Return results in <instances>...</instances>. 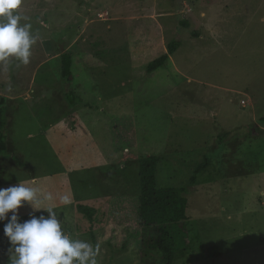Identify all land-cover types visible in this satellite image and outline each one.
Segmentation results:
<instances>
[{
	"label": "rangeland",
	"instance_id": "obj_1",
	"mask_svg": "<svg viewBox=\"0 0 264 264\" xmlns=\"http://www.w3.org/2000/svg\"><path fill=\"white\" fill-rule=\"evenodd\" d=\"M18 12L36 43L27 64L0 62V188L50 193L41 207L98 247L97 264H142L138 158L159 155L160 184L188 199L187 247L172 264H264V0H23ZM74 38L67 83L58 53ZM32 212L21 207V221Z\"/></svg>",
	"mask_w": 264,
	"mask_h": 264
},
{
	"label": "clouds",
	"instance_id": "obj_2",
	"mask_svg": "<svg viewBox=\"0 0 264 264\" xmlns=\"http://www.w3.org/2000/svg\"><path fill=\"white\" fill-rule=\"evenodd\" d=\"M23 0H0V62L15 58L23 64L29 62L31 48L36 43L32 24L27 15L18 9ZM50 193L41 195L37 187L23 184L0 188V222L10 248V264H97L98 247L72 239L63 231L62 222L52 207H41L44 200H51ZM64 204L70 203L67 198ZM25 204L33 213L21 221L19 209ZM11 213V215H9Z\"/></svg>",
	"mask_w": 264,
	"mask_h": 264
},
{
	"label": "trees",
	"instance_id": "obj_3",
	"mask_svg": "<svg viewBox=\"0 0 264 264\" xmlns=\"http://www.w3.org/2000/svg\"><path fill=\"white\" fill-rule=\"evenodd\" d=\"M179 40H172L167 44V50L147 66V71L151 72L161 67L169 56L179 47ZM61 61V77L67 83H71L74 78L72 73L73 56L68 51L59 54ZM66 98L71 105H75L79 99L70 90L66 93ZM5 97L0 98V153L7 151L5 127L7 123ZM264 121V117L261 118ZM13 159L17 165L23 163L17 156ZM161 157L159 155H144L138 158V221L141 228V241L139 256L142 264H157L158 260L165 264L174 263L182 257L186 251L188 238L187 224V194L185 186H175L170 183L160 184L158 179V165ZM210 159L204 155L202 161L197 163L193 173L189 177L190 185H196L200 174L207 168ZM77 209L87 218L91 219L95 208L84 204H78ZM43 211L32 212L40 215ZM29 218V214L23 220ZM0 222V259L9 260V242L3 234V225ZM209 256L218 255L214 248L208 249Z\"/></svg>",
	"mask_w": 264,
	"mask_h": 264
},
{
	"label": "crops",
	"instance_id": "obj_4",
	"mask_svg": "<svg viewBox=\"0 0 264 264\" xmlns=\"http://www.w3.org/2000/svg\"><path fill=\"white\" fill-rule=\"evenodd\" d=\"M77 39L76 38H74L72 41H71V43H69L67 46H65L63 49H61L60 50V52H62V51H68V52H70L71 54L73 53V51H74V49H75V47L77 46ZM60 52L58 53V55L60 54Z\"/></svg>",
	"mask_w": 264,
	"mask_h": 264
},
{
	"label": "built area",
	"instance_id": "obj_5",
	"mask_svg": "<svg viewBox=\"0 0 264 264\" xmlns=\"http://www.w3.org/2000/svg\"><path fill=\"white\" fill-rule=\"evenodd\" d=\"M241 102L243 103V100Z\"/></svg>",
	"mask_w": 264,
	"mask_h": 264
}]
</instances>
